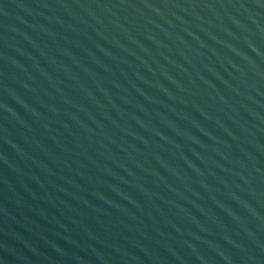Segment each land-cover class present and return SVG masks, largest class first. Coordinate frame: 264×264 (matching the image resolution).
I'll list each match as a JSON object with an SVG mask.
<instances>
[{"label":"water","instance_id":"obj_1","mask_svg":"<svg viewBox=\"0 0 264 264\" xmlns=\"http://www.w3.org/2000/svg\"><path fill=\"white\" fill-rule=\"evenodd\" d=\"M0 264H264V0H0Z\"/></svg>","mask_w":264,"mask_h":264}]
</instances>
